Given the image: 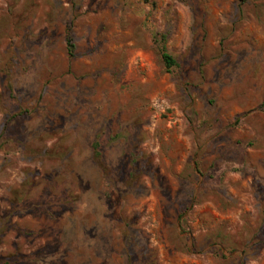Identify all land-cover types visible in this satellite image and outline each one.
I'll list each match as a JSON object with an SVG mask.
<instances>
[{
	"label": "rangeland",
	"instance_id": "obj_1",
	"mask_svg": "<svg viewBox=\"0 0 264 264\" xmlns=\"http://www.w3.org/2000/svg\"><path fill=\"white\" fill-rule=\"evenodd\" d=\"M0 264H264V0H0Z\"/></svg>",
	"mask_w": 264,
	"mask_h": 264
},
{
	"label": "trees",
	"instance_id": "obj_2",
	"mask_svg": "<svg viewBox=\"0 0 264 264\" xmlns=\"http://www.w3.org/2000/svg\"><path fill=\"white\" fill-rule=\"evenodd\" d=\"M241 1L244 2L246 0H241ZM66 46H67L68 54L72 55L73 50H74V43H73L72 38L70 37L69 34L66 35ZM160 58H161L162 64H163L166 71H171L172 68L176 65V60H175L174 56L170 52H168L164 46L160 47ZM98 147H99V144L94 142L93 143L94 155H96L98 158H100L101 154H100ZM7 263H9V262H7Z\"/></svg>",
	"mask_w": 264,
	"mask_h": 264
}]
</instances>
